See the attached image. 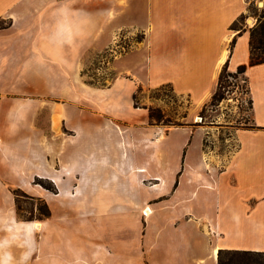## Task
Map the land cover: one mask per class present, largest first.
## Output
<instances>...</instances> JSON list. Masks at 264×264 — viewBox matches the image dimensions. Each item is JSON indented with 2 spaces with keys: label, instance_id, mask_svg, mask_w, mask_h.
I'll list each match as a JSON object with an SVG mask.
<instances>
[{
  "label": "crops",
  "instance_id": "obj_1",
  "mask_svg": "<svg viewBox=\"0 0 264 264\" xmlns=\"http://www.w3.org/2000/svg\"><path fill=\"white\" fill-rule=\"evenodd\" d=\"M250 2L0 0V22L6 26L0 30V214L4 201L14 199V189L30 193L33 179H66L68 190L75 189L74 211L101 219L127 215L130 199L137 198L131 203L135 208L140 205L136 192L141 191L127 180L144 179L172 164L159 145L139 137L153 130L149 110L134 107L138 88L171 85L177 94L188 95L199 114L217 92L225 67L236 73L248 66L252 128L235 134L231 156L213 178L216 196L210 194L215 189L208 186L209 175L203 176L213 168L206 159L199 162L201 145L188 128V169L196 163L201 174L188 175L179 188L196 191L183 206L186 217L193 218L183 239L168 245L175 256H164L160 264H209L210 258L217 264L214 248L264 252V63L249 66L250 30L257 20L252 27L232 29L248 16ZM137 33L145 36L143 46L118 60L124 66L121 76L104 88L87 84L84 70L94 57L110 50L120 35ZM141 51L147 54L144 62H139ZM42 197L51 204V196ZM210 217L214 222L207 232L227 235L214 246L206 230L201 232ZM2 236L7 239L9 233Z\"/></svg>",
  "mask_w": 264,
  "mask_h": 264
},
{
  "label": "rangeland",
  "instance_id": "obj_2",
  "mask_svg": "<svg viewBox=\"0 0 264 264\" xmlns=\"http://www.w3.org/2000/svg\"><path fill=\"white\" fill-rule=\"evenodd\" d=\"M259 2L263 1L252 0L249 3L248 16L239 25L242 29L244 26L252 27L255 23L253 19L258 21L260 11L264 8ZM2 25L4 23L0 22V26ZM144 39L145 36L141 33L134 34L133 37L120 35L110 50L94 57L90 66L84 70L87 84L99 88L110 86L123 72L124 66L118 60L133 47L141 48ZM259 53L264 57V50ZM146 56V52L141 51L139 62H144ZM145 73V70L141 71L142 76ZM223 84L219 97L224 99L211 101L199 114L192 111L188 95L177 94L171 85L155 90L139 87L134 94L135 99L133 97L134 107L147 109L149 112L150 109L156 110V115H162L163 122H149L148 126L153 132L147 137L143 134L139 136L136 132L132 133V137L146 138L148 141L142 142L159 145L162 153L168 160H172L174 166L167 164L164 168L157 169L159 172L150 171L144 174V179L141 176L142 181L133 177L128 179L130 187L141 190L140 193L136 192L140 205L135 208L131 203L137 198H133V201L130 199L127 215L118 213L102 219L91 218L84 214L85 211L76 212L71 208L75 189L72 187L68 190L63 183L66 179H33L32 192L20 190L23 193L20 197L4 201L5 211L0 214V233L8 232L9 237L5 239L2 236L0 240V264H160L164 256H175L172 255L171 245L169 248L168 245L174 240L183 239L187 234L186 225L193 217H186L188 212L183 206L197 195L196 191L195 194L185 192L179 186L188 179V175H192L190 179H195L201 174L196 163L188 169V128L197 133L201 145V152L197 157L199 162L201 158L206 159L208 167L213 168H206L207 173H203V176L209 175L211 183L208 186L212 185L215 189L210 191L214 196L217 195L214 180L224 170L227 156H231L235 134L252 128L251 100L245 77H226ZM197 119L200 121L197 122ZM180 153L182 157L179 156ZM137 170L139 169H134L135 174H139L136 173ZM159 175L163 179L157 180ZM223 178L224 176L219 180L220 188L224 185ZM113 180L119 182V179ZM133 181H138L142 186H137ZM42 195L51 196V204ZM214 196L210 198L214 199ZM45 205L50 210V217L47 219H44ZM148 208L152 210L151 215L146 214ZM196 219L201 220L199 217ZM89 220L95 221V226ZM48 221L54 223L45 226L43 222ZM212 222L214 217L203 222L201 226H204V231L201 232L205 234L206 226H212ZM35 224L40 226L36 228ZM209 230L206 237L211 238L212 246L227 236L226 233L216 234L212 229ZM210 261L209 264H213L211 258ZM168 264H174V261Z\"/></svg>",
  "mask_w": 264,
  "mask_h": 264
},
{
  "label": "trees",
  "instance_id": "obj_3",
  "mask_svg": "<svg viewBox=\"0 0 264 264\" xmlns=\"http://www.w3.org/2000/svg\"><path fill=\"white\" fill-rule=\"evenodd\" d=\"M250 11V9H249ZM245 15H243L240 20L233 24V30H243L239 25L244 21ZM6 28L5 24L0 26V30ZM251 40H250V47H251V61L249 66H257L264 63V57L261 56L259 52L264 50V10L261 12V15L258 16V21L256 26H254L250 30ZM234 44V42H233ZM248 66H242L238 69L236 73H228L227 67H225L221 73L218 89L215 95L213 96L212 101H222L224 98L219 97V91L223 88L224 79L226 77H232L235 75H242L246 73ZM247 83V80H246ZM141 88L139 89V91ZM135 99V96H134ZM251 106L252 102L250 101ZM149 120L150 123L156 122L161 123L163 122L162 115H156V110L150 109L149 112ZM13 194L15 199L20 197L22 191L20 189L13 190ZM46 207V214L45 218L47 219L50 217V210L47 205ZM44 219H39L40 221ZM29 221H33V219H29ZM217 264H264V252H256V251H240V250H220L218 253V261Z\"/></svg>",
  "mask_w": 264,
  "mask_h": 264
},
{
  "label": "bare ground",
  "instance_id": "obj_4",
  "mask_svg": "<svg viewBox=\"0 0 264 264\" xmlns=\"http://www.w3.org/2000/svg\"><path fill=\"white\" fill-rule=\"evenodd\" d=\"M262 7H264V2H262V5H261ZM253 20L251 19L250 20V22H252ZM200 120L199 119H197V122H199ZM139 172L140 173H145L146 171L145 170H139ZM146 214L147 215H151L152 214V210L150 209V208H148L147 210H146ZM40 226V224H35V227L37 228V227H39ZM218 253H219V250H218V248H214V250H213V252H212V257H213V259L215 260V261H217V259H218Z\"/></svg>",
  "mask_w": 264,
  "mask_h": 264
},
{
  "label": "water",
  "instance_id": "obj_5",
  "mask_svg": "<svg viewBox=\"0 0 264 264\" xmlns=\"http://www.w3.org/2000/svg\"><path fill=\"white\" fill-rule=\"evenodd\" d=\"M259 5L261 6L262 5V2H259Z\"/></svg>",
  "mask_w": 264,
  "mask_h": 264
},
{
  "label": "built area",
  "instance_id": "obj_6",
  "mask_svg": "<svg viewBox=\"0 0 264 264\" xmlns=\"http://www.w3.org/2000/svg\"><path fill=\"white\" fill-rule=\"evenodd\" d=\"M256 1V0H255ZM115 53V52H114Z\"/></svg>",
  "mask_w": 264,
  "mask_h": 264
}]
</instances>
